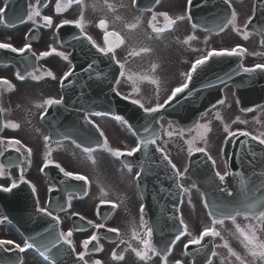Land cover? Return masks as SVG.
I'll list each match as a JSON object with an SVG mask.
<instances>
[{
	"label": "flooded vegetation",
	"instance_id": "af4514ba",
	"mask_svg": "<svg viewBox=\"0 0 264 264\" xmlns=\"http://www.w3.org/2000/svg\"><path fill=\"white\" fill-rule=\"evenodd\" d=\"M165 1V4L161 8L165 9L164 11H167V13H171L175 9V2L181 0ZM44 3L45 4L42 7L39 6V10L41 15L51 16L53 18V27H43V20L40 19H37L36 23H32L31 21L27 20V17L25 22L17 27L18 29L16 27L6 28L4 26V22L0 23V43L7 42L17 48L23 47L26 43L31 45L33 44L31 48L35 51L36 56H38V66L35 72L36 76L39 77V79H34V81L31 79H26V82L22 81L20 83H16L15 77L17 75H12V72L15 73L16 71L14 67L0 66V79H7L17 87V89L14 87L13 89L8 90L6 89L5 85H0V108L4 109V111L1 112L2 114L4 113L2 115L3 125L11 124V118L9 117L10 108L15 110V104L24 101V98L30 92L29 88H31V85H37L42 97H56L55 94L57 92L58 80L48 77L46 73L51 71L55 77L60 79L68 68L69 59L64 60L55 53L40 59L39 54L44 51H51L52 48H55L58 52H63L68 56L66 49L55 46L56 28L57 25L61 24L65 19L69 21H75L78 19L80 16V11L78 8H76V6L79 4L68 6L66 11L56 14L55 0H44ZM61 4L62 7L66 6L67 0H61ZM28 5L29 13L31 10L30 6H36V0H29ZM0 7H3L2 0H0ZM115 7H117V5H115ZM86 13L87 12H84V14ZM108 17H110V12ZM97 28L91 26L85 28L84 32L90 36H93V39L97 44L103 45V30H97ZM110 29L118 31L121 29V27L109 26L108 30L110 31ZM122 34L125 33L122 32ZM125 51L126 44L124 43V45L116 50V59L120 60L121 63H125V61H127L124 69V72H127L129 65L133 66V64L130 63L131 59L123 57V55H125ZM54 54L57 56V58ZM134 68H137V66ZM126 72L125 75L127 74ZM122 80L123 77L121 78L120 75V81ZM126 87V83H119V89L121 91L124 92ZM19 108L21 107L19 106ZM6 114H8V116ZM25 126L30 129L29 126L34 127L35 123L33 121L23 122L19 128H23ZM104 133L113 149H119L121 151H126L128 149H125L124 145L122 144L124 141H126L124 139L126 133L121 129V127L115 126L113 128H105ZM2 135L3 136L0 138V141H4L5 144L0 143L1 151L6 148L14 149V147H19L6 145V142L9 139H19L25 146L32 149L33 155L31 157L30 164L27 160V154L24 153V155H21V162L18 166L9 169L3 168V171L8 173L6 184L9 183L12 185L13 182L16 184L21 182V169H23L24 180L28 181L30 186H35L36 188V192L34 194L36 201L38 202V207L48 209V206L52 208H58V206H60L56 203V201H49V194L53 192L50 191V189H55V186L48 182L47 177L45 176V171L48 172L50 176L60 172L59 169L54 166L55 163L60 164V166L65 169V171L90 178L92 184L91 197H89V201L86 204H82L77 201L75 196H71V205L73 211L72 215L73 213H77L85 217L86 222L91 220L93 221V224H104L105 227L96 229L92 225L88 224L87 228L84 230H74L70 226V217L72 215L70 217L66 216L65 211L58 214L61 220V231L66 232L71 230L73 232L72 239L76 246V252L74 253L76 257L77 253L84 251V249L81 247L83 240L89 238L92 234H96L99 238V245H97L96 242H93L89 245V249L85 255V260L88 262V264H93V261L95 260H100L101 264H164L160 255L150 254V260L141 261L132 251V248L141 247L136 240L131 239L133 222H135L137 231L141 233L144 231V229L139 227L141 215L143 216L140 210L144 206V203L137 185L136 176L139 171L136 168L131 167L132 170L129 172L125 165L120 162L119 158L113 156L110 152L92 156L95 160V163H93L91 159L85 158L87 153L75 146L73 143H46L45 139L37 133H32V135L30 134V138H22L15 131L7 130ZM49 150H52L50 159L54 161V164H50L49 167L44 168V170L41 171L45 162V154ZM95 151L96 150L93 152ZM21 152H23V149H21ZM172 162L176 166L177 164L181 165L184 163L181 157L172 158ZM220 165L218 171L223 174L225 170L224 168L221 169ZM180 172L182 175L178 177V182L180 186H182V190L187 189V191L183 190L181 195V206L184 210V212H182V218L185 222H187L189 219L192 221L193 219L195 226H199L200 229H203L206 227V219L201 206L202 199L200 200L199 194L194 190L191 180L184 175L185 172ZM152 181L157 187L164 185V181H161L160 179H155ZM101 189H104L108 195L103 196L101 194ZM101 204H116L117 207H113L112 210L103 209L100 211L99 207ZM143 220L148 226V219L146 215L143 216ZM247 221L249 222L248 224H246ZM236 223L240 224L241 227H245L249 224L255 225L258 235H260L261 238H264V235L260 230L259 222H257L255 219L246 220L245 218H239ZM110 227L118 229L119 233H109L108 238L103 237V233L106 232V230ZM219 230L222 233L224 242L228 240L227 242L229 246L235 252H237L240 256L241 253L247 256L244 251L241 238L239 237L238 233L235 232V227L233 225L226 226L225 230ZM121 240L126 241V243H120ZM129 245H131V247H129ZM98 247L101 250H97ZM222 248L223 250L221 251V256L218 255L217 257L215 255L211 259L210 264H240V262L237 261L235 257L228 253L226 248L223 246ZM114 251L118 255H123L124 259L114 260L112 258V253ZM247 257L248 264H264V261H253L249 255ZM177 260L181 261V264H190L191 262L189 256H187L179 246H173L170 254H168L167 264H176ZM25 264L38 263L32 260L27 261Z\"/></svg>",
	"mask_w": 264,
	"mask_h": 264
},
{
	"label": "snow or ice",
	"instance_id": "6c2138e0",
	"mask_svg": "<svg viewBox=\"0 0 264 264\" xmlns=\"http://www.w3.org/2000/svg\"><path fill=\"white\" fill-rule=\"evenodd\" d=\"M156 2L158 3L159 0H156ZM73 3L75 4H81L82 0H67V5L62 7L61 4V0H55V12L56 14H60L63 11L67 10L68 6H71ZM133 5H135L137 3V0H132ZM192 0H188V4L191 5ZM224 3L227 4L230 8L232 7L230 0H224ZM39 5H40V0H36V6H30L31 10L29 11V13L27 14V20L31 21L32 23H36L37 19L43 20V27H53V18L51 16H47V15H41V12L39 10ZM7 7V4H5L4 7H0V23H3V17L5 15V9ZM110 10L112 9V5H108ZM157 15L162 16L163 20L165 21V23L163 24V26L159 25V22L157 21ZM186 17L184 15L172 18L169 16V14L167 12H162L159 14H153L151 20L149 21V27L151 28L152 32L159 35L167 30H171L173 28L174 25L177 24L178 21H183ZM187 19H191L190 16L187 17ZM23 22V20L21 21ZM237 13L235 11V9L232 10L230 18L226 19L224 21V23L220 26V31H223L225 28L231 26L233 31L240 33V28L237 27ZM251 23V19L248 20V22L245 24V28H247L248 24ZM67 24H73L76 28H78L80 30V32L82 34H84L85 39L88 40V42L92 45L93 48L96 49L97 52L101 53L103 56L108 57L111 60H114L116 62V64L119 66L120 68V75L121 77H123L125 75L124 69H125V64L127 61H125V63H121L120 60L116 59V50L118 48H120L122 45H124L125 43V39L120 35L119 32L117 31H109L108 30V22L105 19H101L98 23V27L103 30V46L99 45L96 43L95 40H93V38L91 36H88L86 33H84V29H85V20H84V15L83 12H81L80 16L78 17V19H76L75 21H69L67 19L63 20L62 23L60 25H57V27H62L63 25H67ZM139 21L137 22V24H132V25H128L129 29L134 30L136 27H138ZM193 27L195 28L196 26L193 25ZM244 39H248V33L245 32L243 35ZM196 39L195 36H188L185 40L184 43L185 44H189L192 40ZM262 43H264V41H262ZM31 44H24L23 47L17 48L14 47L12 44L4 42V43H0V49H4V50H8L12 53H17L21 56L24 55L25 52L31 51ZM150 49L149 48H142L139 51L133 50L129 53L130 56H139L142 52L143 53H147L149 52ZM55 53L56 55L62 57V59L64 60H68V56L66 54H64L63 52H58L55 48H52L51 51H44L41 52L39 54V58H45L50 56L51 54ZM245 53H247V49L242 47V46H235L232 49H221V50H210L207 52L206 55L201 56L200 58L196 59L192 64H191V69L183 74L185 76V80L182 84H180V86L175 87L174 89L171 90V94L167 97V99L164 100L163 103H160L159 101L155 104V106L153 107H145L144 103L141 102V100L139 99H132L131 103L134 105H138L141 109H143V111L147 114V115H152L154 113L159 112L161 109H163L167 104H169L179 93L184 92L186 89H188L189 83L192 80V76L193 73L197 72V69L202 67L204 64H206L211 58L213 57H233V56H242ZM36 54L33 53V56H35ZM157 65L153 64L151 67V71L154 73L156 71ZM257 69L260 70H264V65L262 64H257L255 65V67L253 68H244V71L247 73H253L255 72ZM74 73V69H69L67 72L64 73L62 79H61V84H63V82L65 80H67L70 76H72ZM17 78L18 79H24V77L20 74L17 73ZM46 75L48 77H51L52 79H56V77L54 76V74L51 71H48L46 73ZM33 79H39V77L33 75ZM128 80L133 82L134 85V92L139 95L140 89L138 87V82H143V81H147L153 85L157 86V90L159 89L160 86V81L157 77H155L154 75H140V76H133V75H128L127 77ZM117 83H119V81H117ZM0 85H6L7 88L9 90H11L13 88V85L7 80V79H0ZM117 95H120L119 92H117ZM124 99H128V97H123ZM157 99H158V95H157ZM63 103V99H55V98H49L46 99L42 105H37V107H52V106H56V105H61ZM221 104L224 103V101H220ZM4 109L0 108V112H3ZM47 115V112H44L41 116V119L44 118V116ZM90 115H103V113H91ZM115 120L117 121H121L122 123H124L125 125L128 126L129 130L131 131V125H128V122L123 120L122 117L120 116H115L114 117ZM216 119L220 120L221 117L219 116V114H217ZM89 123H91V121H89ZM4 127H11L13 130H17L19 129V124L17 123H11L9 124H5ZM97 127V131L99 132V135L101 137H103V147L106 151L110 152L113 156L119 158L122 156H133L134 154H136L137 152H140L142 148H144L145 150H147L148 145H156L157 143V139L158 136L153 132L152 135L150 136H143V137H139L138 138V142L136 144L135 147H132L130 150L128 151H121L119 149H113L109 146V142L107 137L105 136V133L103 131H100L99 127ZM196 130H197V135L196 137H193L192 139L188 140V151L189 153H192L193 151H197V152H204L206 153V149L203 147H195V143L198 140L203 141L205 144L207 143V134L209 132H211V127L209 126V124H197L196 125ZM145 133H148L150 131H152L148 126H145L144 128ZM224 131L226 133H228L229 136H235L236 133L235 132H231L228 128L227 125H225L224 127ZM173 131H168L167 135L169 137L173 136ZM181 136H183V132L182 130L177 133ZM241 136L244 137H249L251 136L252 140L258 141V143L260 145H264V133H261L259 136L257 135H251L249 132H240L239 133ZM133 135H137V133L135 131H133ZM49 137H45V142L47 143ZM0 143H4V141H0ZM7 144L9 146H19V147H14V150L18 153H20L21 155H24V153L27 154V160L28 163H31V157L33 155L32 149L25 146L19 139H9L7 141ZM77 147H79V145H77ZM21 149H23V152H21ZM83 151L87 154H89V159L92 160L93 163H95L94 158L91 156V153L94 151V149L90 148V147H86L83 149ZM156 151L160 152L163 156V159L166 160L168 162V164L171 166V168L173 169V171L175 172L177 177H180L182 175V173L180 172V170L177 168V166L172 162V160L169 158L168 154L164 152V149L157 146L156 147ZM4 152L0 151V156H3ZM52 155V150H49L46 152L45 154V162L43 165V168L41 169V171L44 170V168L49 167L50 164H54V161H52L50 159ZM209 160H212V164L215 167L216 161L212 159L211 156H208ZM54 166L59 169V171L61 173H63V175L65 177L71 178L73 180H77V181H83L85 184H88L89 181L88 179L83 176V175H79V174H74L72 172L69 171H65V169L63 167L60 166V164L55 163ZM125 167L128 169L129 172H131V166L130 165H125ZM185 171H187V169H185ZM3 174V165H0V175ZM218 178L219 181L221 183H223L225 181L226 176L229 175V173L227 172V170H225V172L223 174H221L219 171L216 172L215 174ZM140 173H137L136 178L139 179ZM20 180L22 183H29L28 181L24 180L23 177V169H21V176H20ZM241 184L247 188V182L243 180V178L241 179ZM17 187V184L15 182L12 183L11 187H2L0 188V191H4V192H10L12 190V188ZM32 187V191L33 193L36 192V188L35 186H31ZM182 187V186H181ZM184 191H187V189H183ZM50 191H55V189H50ZM220 191L222 192H226L227 196H232L233 193L232 192H228L226 189L221 188ZM101 194L103 196H107L108 193L104 191V189H101ZM38 203V202H37ZM243 208H246L248 211L247 212H242L241 207L238 206H233L232 208H230L227 213L224 212H217L216 214L210 212L209 216H212V220H211V225L204 227L203 230L200 232V234L193 238L190 239L185 245L184 248L187 249L190 245H200L205 237H220L221 239H223V237L221 236V232L217 230V225L223 226L225 223V219H230L232 221V223L235 225V232L238 233L239 237L241 238V242L243 244L244 249L247 251L248 255L252 258L253 261H264V238H261L260 235H258L257 232V228L255 225H247L245 227H241L240 224L236 223V217L244 215V218L246 220L251 219L253 216L255 218V220L257 222H259L260 225V230L264 231V202L261 201H256V202H248V201H241L240 202ZM68 206H71V196L69 195V199H68ZM112 207H117L116 204H112ZM205 207H208L207 204H205ZM259 209V210H258ZM58 210L59 211H63L64 207L63 205L58 206ZM37 211L42 213L44 216L50 217L53 221L56 222V225H59L61 223L60 217L58 215H53V212L50 211L47 208H41L38 207ZM141 213H143V208H141ZM251 214V215H250ZM73 215H79L77 213H73ZM80 220H84L85 217L80 216L79 217ZM87 223L89 225H92L94 228L96 229H101L104 228L105 225L104 224H93V221L88 220ZM180 224L182 226V231L177 234L175 236V241H179L181 239V236H185V235H190L189 233V227L188 224L185 223V221L183 220V218L180 219ZM139 227L144 229L143 233L137 231L136 226H135V222H133L132 225V231H131V239L136 240L139 245L141 246L140 248H132V251L135 253V256L141 260V261H147L151 259V255H159V252L157 250V248L155 247V245L152 242V236H153V229L151 227H148L146 222L143 220V216L141 215L140 218V223H139ZM81 230H84L83 228H81ZM108 232L110 233H119V230L116 228H108L107 229ZM73 232L71 230H68L66 232L61 231L58 233V235H55L54 237L51 238H45L44 240H40L37 237H31L30 241L26 240L23 243V246H21V244L15 243L12 240H0V247H3L5 245H11L12 248H4L5 251H10V250H17L20 253H24L29 249H33L36 248L39 251V255L43 258L44 261H50L51 264H55V259L53 256L49 255L52 251L53 248H56L59 250L61 244L62 245H66L68 249H70L72 252H76V246L73 243ZM175 241H173V244L175 243ZM93 242H96L97 245H99V238L96 234H92L89 238L84 239L82 242L81 247L84 249V251L77 253V259L79 261L84 262V264H88V262L85 260V255L87 254V251L89 249V245L92 244ZM120 243H126V241L121 240ZM129 247H131V245H129ZM224 248H226L228 250V253L235 257V259L237 261L240 262V264H245V260L237 253L235 252L228 244L227 241H225ZM97 250H101L98 249ZM171 249L170 248H166L165 252L166 254L161 256V259L163 260L164 264H167V259H168V254H170ZM213 255H215V253H213ZM112 258L114 260H123L124 256L123 255H118L115 251L112 253ZM20 264H23V261L20 260ZM93 264H101L100 260H95L93 261ZM176 264H181V261L177 260ZM210 264V262H209Z\"/></svg>",
	"mask_w": 264,
	"mask_h": 264
},
{
	"label": "rangeland",
	"instance_id": "374dc122",
	"mask_svg": "<svg viewBox=\"0 0 264 264\" xmlns=\"http://www.w3.org/2000/svg\"><path fill=\"white\" fill-rule=\"evenodd\" d=\"M246 1H249V0H245L244 3ZM117 0H105L104 2H100V5L99 7L95 10V12L91 13L93 15H95L96 17L98 18H103L105 19V11H108L110 10L108 5H112V9L115 7V5L117 4ZM91 3V0H86L85 2H83L80 6V14L81 12H83V15H84V9L87 5H89L90 7V10L93 11V6L90 4ZM176 4H177V1H176ZM181 5V7H180ZM236 5V4H235ZM178 6L177 9H175L174 11V18L175 17H178V16H181L182 15V6H183V2H180L178 3ZM165 10V9H163ZM251 12V10H249ZM248 11V12H249ZM153 14H156V13H152L151 15H138V14H135V13H131V12H128V15H127V18L125 20H120V19H116L117 21V24L118 26H125L127 29H128V39H127V42H128V45L127 46L128 48H131L129 49V53L132 51V50H135L136 48H138L139 50L142 49V48H145L144 46H142L141 44V40L145 43H147L149 46V49L150 51L147 52V56H144V55H140V56H129L130 58H138V57H147L151 60H157V59H161L162 58V55L165 56V53L164 51L167 52L170 50L168 49L169 47L166 46L163 48H160L159 51H156V48H159L157 46H155V44L151 41L152 40V37L150 38H146L145 36L148 35L147 33H150L151 31L149 30V21L151 20ZM171 14V13H170ZM169 14V15H170ZM106 20V19H105ZM139 21V24H138V27H136L134 30L132 29H129L128 25H132V24H137V22ZM157 21H158V18H157ZM94 22V21H93ZM178 23V22H177ZM89 24V21H88V18L85 22V25H88ZM95 25V23H94ZM183 32H186L183 31ZM182 35H185L184 33H182ZM176 38V36H175ZM146 40H149V41H145ZM177 39V38H176ZM215 40L217 39H212V38H208L206 41H208V48L212 47V48H217V47H221V46H224V45H220L218 43H221V42H215ZM253 38H249L248 39H244L242 38V41L245 42L248 46V48L250 49L249 50V56L247 58L251 59L253 55V53L255 52H258V49L256 48L255 50H253V46L255 45V42H252ZM131 46V47H130ZM230 46V45H228ZM138 50V51H139ZM196 52H193V55L195 54ZM183 59V58H182ZM186 61V56H184V59L183 61ZM181 61L180 60H177L173 66V69L174 70H177V72L181 71V68H177V65L179 64V62ZM150 74L154 75V76H157L159 74L158 71H155L154 73L152 71H150ZM184 79V78H183ZM181 79L179 81H176V82H171V86L174 85V87L182 84L184 82V80ZM165 81L164 79H162V81L160 82V84L162 85L163 82ZM148 83V82H147ZM151 84V83H149ZM151 86H153V84H151ZM134 87V86H133ZM154 90L157 91V86L154 85ZM32 91V89H31ZM131 95H130V92L129 93H125L124 95H127L131 98H134V99H139V100H142L141 97H136V95L134 94L133 92V89L131 90ZM31 95L33 93H30ZM232 101V97L230 96L229 92L226 93V101L224 104H222L221 106L213 109L212 111L208 112L207 115H205L204 117L206 118V121L205 123L206 124H209V126L211 127V132H209L207 134V143L205 144L203 141L201 140H198L196 141L195 143V147H203L205 148L208 152H211V155L212 154H215V157H218V152L217 150L215 149L216 146H211V145H215V142L213 143L212 139L217 141L218 144L217 146L220 144V141H223L224 137L228 134L224 131V127L225 125L228 126L229 130L230 131H233V130H246V131H251V133H256L258 136L261 134V133H264V109H259V110H256L255 113L251 114V115H248V114H240L238 111H236L234 108L231 109L229 111V114L227 115L226 118H222L223 115H222V110H226L225 108H227L229 106V102ZM19 103H16L15 106L17 107V110H14L12 108H10V112H9V117L11 118V123L12 122V118L14 119L15 123L19 124V126H21L22 122H30L31 120L34 121L35 123V132H41L40 131V128L38 127V125L36 124V120L34 119V116L33 114L31 115H27V116H24V117H21L19 116L22 115V111L19 109ZM41 103V99H39L38 103L35 105V107L37 108V105ZM144 104H146L145 100H144ZM230 108H232V105L230 106ZM38 113L39 110L37 111V109L34 111V114L35 113ZM217 114H219V116L221 117L220 120L216 119V116ZM111 126V125H110ZM105 128H108L104 125ZM10 131H15L20 137L22 138H30V133L33 130V128L31 129L30 133H29V129L27 128V126L23 127V128H19L17 130H13V129H9ZM42 133V132H41ZM197 135V131H192L190 133V139H192L193 137H196ZM112 137V136H110ZM130 137V136H129ZM189 139V140H190ZM160 142L163 143L164 145V149L166 151V153H168L169 155L171 156H183L186 158L187 154L189 153L188 151V143L187 141L183 140L181 138L180 135L176 136L173 134V136L169 137L167 135L166 132H162L161 133V137H160ZM216 142V143H217ZM213 143V144H212ZM109 146H111V144L109 143ZM162 146V145H161ZM112 147V146H111ZM221 147V145L219 146V148ZM89 162V161H88ZM249 222L247 221L246 224H248ZM187 224H188V227H189V232L190 233H193V234H196L195 232H197L198 229H200L198 226H195V224L193 223V221H187ZM232 225H234L232 222H231ZM235 226V225H234ZM220 229L222 230H225L226 229V226H222L220 227ZM222 236V234H221ZM223 237V236H222ZM217 250L219 251V255L221 256V248L222 246L224 245V239H221L220 237H217ZM228 241V240H227ZM244 248V247H243ZM245 253L247 254L248 256V253L247 251L244 249ZM245 256L243 253H241V257L245 260V263L248 261V257Z\"/></svg>",
	"mask_w": 264,
	"mask_h": 264
},
{
	"label": "water",
	"instance_id": "95a60500",
	"mask_svg": "<svg viewBox=\"0 0 264 264\" xmlns=\"http://www.w3.org/2000/svg\"><path fill=\"white\" fill-rule=\"evenodd\" d=\"M228 59H229L228 57H221L219 60L215 61L211 65V67H216L218 65L220 66V70L215 74L214 77L221 82L232 80V79L236 78L237 76H239L240 74L245 73V72H241V70L236 65L233 67L228 66V64H229V61H227ZM259 72L264 73V71H262V70ZM263 73H258V74H263ZM246 75L247 74H245V76ZM259 88H260L259 93L264 94V82H259ZM242 93L245 95L244 92H242ZM217 97L218 96H215L214 99H216ZM100 99L101 98L98 96H91L89 98H81L79 101H77L71 97H65L64 101H65V104L74 106L78 110L77 113L80 114V116H82L84 110L90 109V108H87L88 105H89L88 107H93L96 105L95 101H98ZM104 100L112 102L111 107L107 106L106 108H104L106 110H110V111H113L115 113L122 114L123 113L122 107L126 108V111L129 114L127 116V120L130 123L131 127L136 131V133L138 134L137 135L138 137L144 136L143 135V133H145L144 128H145V126L149 125L146 115L140 113L139 110L136 108L134 110H131L128 108V106L126 104L119 103V101H117L113 95H112V97L111 96L102 97V100H100V101L103 102ZM101 109H103V107L98 108V110H101ZM102 113H105V112L103 111ZM164 113L168 116H174L180 120H187L188 117L189 118H192V117L195 118L196 117V113L193 116H188V117L183 116L181 114H172V113H170V111H168V112L165 111ZM111 114H114V113H111ZM154 125H155V121L153 122V126ZM148 127L151 130H154L155 134L157 133L158 127H156V126H154L153 128L150 126H148ZM140 132H141V134H140ZM147 152H150V151H147ZM209 209H213V208L209 206Z\"/></svg>",
	"mask_w": 264,
	"mask_h": 264
}]
</instances>
